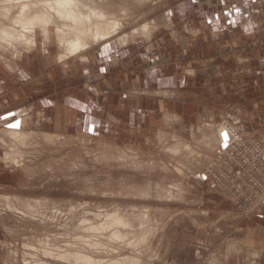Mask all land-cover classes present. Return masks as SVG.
Masks as SVG:
<instances>
[{
    "label": "rangeland",
    "instance_id": "1",
    "mask_svg": "<svg viewBox=\"0 0 264 264\" xmlns=\"http://www.w3.org/2000/svg\"><path fill=\"white\" fill-rule=\"evenodd\" d=\"M206 1L215 0H104L122 23L105 41L61 59L52 26L46 50L37 43L11 67L12 54L0 56V264H81L57 256L72 250L92 254L94 264L134 254L140 264H235L245 251L264 250V235L244 230L264 211V0L260 9L247 0L245 13L263 22L254 38L216 40L213 50L189 38L178 43L202 47L171 53L167 43L168 56L141 57L146 35L128 38V46H136V75L145 67L188 62L214 80L213 91L175 83L190 91L183 96L188 105L170 106L183 119L163 117L151 103L149 113L120 109L124 99L110 93L113 85L94 83L91 75L100 43L125 45L120 35L170 15L181 2L198 17ZM149 43L159 48L163 41ZM237 70L247 77L242 82ZM78 97L87 102L86 118L78 117ZM68 101L73 107L64 118L61 105ZM209 108L213 119L205 117ZM9 128L32 135L22 144L7 135ZM177 142L194 153L175 154ZM5 197L9 206L1 202ZM112 215L128 223L110 225ZM45 248L52 255L43 257Z\"/></svg>",
    "mask_w": 264,
    "mask_h": 264
},
{
    "label": "crops",
    "instance_id": "2",
    "mask_svg": "<svg viewBox=\"0 0 264 264\" xmlns=\"http://www.w3.org/2000/svg\"><path fill=\"white\" fill-rule=\"evenodd\" d=\"M248 1H206L204 5H199L200 8L204 9L197 11L200 12V16L198 17L195 14L190 15V13H187L190 11L183 8L182 2L176 4L174 8L170 10V15L166 17L162 16L159 19H153L156 22L157 27L151 32L149 36H147L146 41L148 43L147 46L145 45L143 48L144 51L141 53V57H150L157 54L158 52H160L158 56L166 57L168 56L165 51V45L167 43L170 45V47L168 45V49L170 50L169 52L172 53L176 52L178 49H183L185 46L183 44L180 45L178 42L181 40L184 41L186 39L189 40V38L191 41H195L194 43L204 40L206 42L204 45H206L207 48H210L211 50L216 48L214 45L216 40L223 39L221 43L224 42V40L235 42L236 40L245 39L247 35H251V37L254 38L255 32H258L257 30L261 29L263 22L260 19L252 20L250 19V16L245 13L246 9L248 8ZM250 2L255 4V7H259L258 9L261 8V0H250ZM179 12L183 14L179 15ZM157 38L158 40L163 41V43H161L162 46L159 48L154 47L153 43H149L152 39L154 40ZM49 41L50 40L47 41L45 46ZM128 42L122 46L116 45L114 47L115 49L112 48L113 46H111L110 43L103 45L100 43V48H98L99 51L97 55L96 53L94 54V62L96 63L93 66L96 68L93 69L94 72L91 74L94 78V83L97 82L100 85L103 82H106L110 86L113 85L115 91L110 93H115L117 96H120L124 99V104L121 103L119 105L120 109H123L125 105V109L132 113L135 111V109L138 112L149 113L153 111L151 110L152 106L150 109L151 103V105L155 104V106L160 107L163 117L169 115V113H172L175 116L177 115V117L183 119V117H181V115H179V113L174 110L175 108L171 109L170 106L171 104L176 105L181 104L182 102L183 104L188 105L189 102L186 101L183 96H190V91L188 88L186 91H180L178 88L180 86L177 85L179 84L177 82L181 81L180 83L182 85L183 81H187L188 84L193 83L196 88L204 85L206 87H210V91H213L214 80L210 83V81L203 76L206 75L207 71L203 69L199 70V68H196L197 64L195 63L191 64L187 62L186 66H181L179 65L180 63H178L145 67L141 70H138L139 74L136 75V70L134 69L136 55L132 54V52H134L136 49V46L134 43V46H128ZM201 47V45L196 47L192 44L185 48L190 52H193L195 49L199 50ZM89 60L87 59L85 62H89ZM227 63L225 62L224 64L225 67L228 68L229 65ZM242 66L243 65L240 67ZM228 71L229 70H225L224 68V70L221 72L222 75L220 76V81L222 82V85L225 84L222 80H228ZM241 71L243 70H237L239 74L238 80L242 82L247 77L244 76V73L241 74ZM153 82H157L158 85L153 86ZM104 92L107 93L108 91L104 90ZM101 93L103 94L102 90ZM76 104L78 109L77 113L79 114L78 117L86 118V100L82 99V97H78ZM69 106L73 107L69 101L68 104L61 105V111L64 113V118L68 117V110L70 111V109H68ZM205 117L206 119L214 118L210 108L209 111H206ZM198 118L203 119L201 116ZM262 139L264 140V134L262 135ZM255 217L254 221L256 222L253 223L254 226H248V228H245L244 230L247 232H258L261 233V235H264V211L256 214ZM243 254V257L241 259H237L235 264H264V250H259L257 255H250L248 251H245Z\"/></svg>",
    "mask_w": 264,
    "mask_h": 264
},
{
    "label": "bare ground",
    "instance_id": "3",
    "mask_svg": "<svg viewBox=\"0 0 264 264\" xmlns=\"http://www.w3.org/2000/svg\"><path fill=\"white\" fill-rule=\"evenodd\" d=\"M103 2L104 0H0V56L2 54H3L2 56H4V54L7 52L12 54L13 58L8 60V63H7V60L6 61L3 60L8 65L10 63L13 64L14 60L17 57L18 58L22 57L24 53L30 52L31 50L35 49V47L37 46L36 45L37 43L42 44L43 45L42 49L46 50L45 44L48 40H50V37H51L50 31L52 30L51 28L52 26H54V29H55V38H56L58 47L63 48L62 49L63 51H61V53L59 54V58L61 59L66 58V54L73 55L75 54V52L76 54L78 53L79 55L80 54L79 52L85 48L87 49L89 45L92 46L93 43L95 42L112 37V35L115 34V32L117 33L118 28L122 24L120 21V17L116 15L117 14L115 12L116 8L114 9L115 11L113 10L111 11V9L114 6L112 7V5L110 4L109 6H107V3L109 1L105 4ZM110 3L112 2L110 1ZM120 9H123V8H120ZM125 9H123L124 12L126 11ZM155 26H156V22L151 23L148 21V22L143 23L140 27L133 29V31L128 32V33L126 32L122 36L120 35L122 44L123 42H126L129 37H136V35L138 34L146 35V38H147V36H149V34L152 32ZM5 58H7L6 55H5ZM11 66L8 65V67H11ZM5 132L7 133L9 137L15 139L16 142H20L22 144L27 143L29 137L32 135L31 132H28V131L26 132L18 128H9ZM46 137L47 138L51 137V135L50 134L46 135ZM171 148L175 154L178 153L182 155L183 154L189 155V154L194 153L193 152L194 150L191 148V146L183 142L173 143ZM1 202L9 206L7 197H5ZM127 221L126 219L122 218L119 215L118 216L112 215L108 223L110 225H112L113 223H116V224L121 223L125 225L128 223ZM141 222H142V219H141ZM103 226L101 224L99 226L97 225V226H90V227L93 229H98L99 227H103ZM91 230L92 229H90V231ZM114 235L119 236V237L123 236L121 233H116ZM146 243L144 245H146ZM233 249H235L234 245H230L229 250H233ZM81 251L72 250V252L70 251V252H64V253H59V254L57 253L58 254L57 256L59 257V259L61 258V260L62 259H72V260L74 259L75 262L77 261L78 263L79 262H82V263L90 262L91 264V262L94 261V258L90 256L92 254L87 255ZM45 253H47V256L49 254L52 255V252L47 250V248H45L44 250L43 257H46ZM257 253H258L257 251H253L252 255H257ZM64 261H67V260H64ZM97 262L95 264H97ZM46 263L47 262L45 263L38 262L37 264H46ZM108 264H140V260L134 254V256H126V257L121 258L120 260H116Z\"/></svg>",
    "mask_w": 264,
    "mask_h": 264
},
{
    "label": "built area",
    "instance_id": "4",
    "mask_svg": "<svg viewBox=\"0 0 264 264\" xmlns=\"http://www.w3.org/2000/svg\"><path fill=\"white\" fill-rule=\"evenodd\" d=\"M237 136H238V137H240V135H239V134H238ZM232 141H233V140H232Z\"/></svg>",
    "mask_w": 264,
    "mask_h": 264
},
{
    "label": "snow or ice",
    "instance_id": "5",
    "mask_svg": "<svg viewBox=\"0 0 264 264\" xmlns=\"http://www.w3.org/2000/svg\"><path fill=\"white\" fill-rule=\"evenodd\" d=\"M13 126H16V125H13ZM225 138H226V134H225Z\"/></svg>",
    "mask_w": 264,
    "mask_h": 264
}]
</instances>
